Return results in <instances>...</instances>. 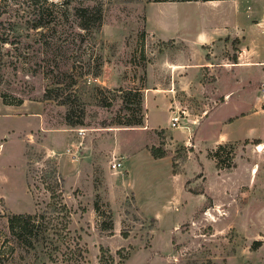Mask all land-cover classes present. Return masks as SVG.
I'll return each instance as SVG.
<instances>
[{
  "label": "rangeland",
  "instance_id": "obj_1",
  "mask_svg": "<svg viewBox=\"0 0 264 264\" xmlns=\"http://www.w3.org/2000/svg\"><path fill=\"white\" fill-rule=\"evenodd\" d=\"M36 5L48 24L35 30L34 2L0 0V264H264V0ZM76 6L100 25L80 29ZM177 57L205 63L204 87L177 95L180 127L148 143L178 179L160 170L151 182L135 168L129 179L110 167L122 158L112 147L144 142L124 128L146 125L147 67L162 79L158 63ZM136 88L140 112L121 96ZM66 93L82 124L67 122ZM132 114L141 124L118 123ZM19 213L47 226L36 250L9 232Z\"/></svg>",
  "mask_w": 264,
  "mask_h": 264
},
{
  "label": "crops",
  "instance_id": "obj_2",
  "mask_svg": "<svg viewBox=\"0 0 264 264\" xmlns=\"http://www.w3.org/2000/svg\"><path fill=\"white\" fill-rule=\"evenodd\" d=\"M164 59V58H163ZM161 63H158L157 70L161 71V75H164V78H160L154 76V66L149 64L147 67V82L148 85L145 89V108L147 109V119L145 127H139L135 129V127H126L125 131L130 130H140L145 140L141 142L139 146H135V148L131 147L129 149H124L121 146H113L114 154L122 157V169L121 171L126 172V176H129V179L132 178L133 173H130L132 169H138L147 172V179L151 182H154L156 179H159V176L156 175L160 170L167 172L171 179L177 180V176L174 178L173 173L171 171V164L166 159L167 156H163L161 158H153L149 151V143L148 141H152L154 144L156 142V135L154 134V130L161 127H166L169 123L170 117L176 112L175 110L182 109L181 106L177 104L176 96L185 95V94H200V90L203 85H201L200 79L197 78L196 69H200V67L196 65L205 64L202 61L199 62H190L188 63L185 60H181L180 58H176L175 61L163 60ZM198 63V64H197ZM264 64V61L262 62ZM169 65H172V69H169ZM193 69L194 75H189V70ZM156 70V71H157ZM169 73H173V79L169 78ZM166 75V78H165ZM193 84V87H192ZM223 94H227V87L225 88V92ZM151 98V101H150ZM170 107H174L175 110ZM171 109V110H170ZM156 111H161L164 113V120L162 122H157L154 113ZM187 112L184 111V114H180L182 119L185 118ZM221 142V140L219 139ZM261 144V143H260ZM146 164L149 165L148 169L146 168ZM163 167V168H162ZM183 192H186L183 187H181ZM174 203H179L177 198L173 199Z\"/></svg>",
  "mask_w": 264,
  "mask_h": 264
},
{
  "label": "trees",
  "instance_id": "obj_3",
  "mask_svg": "<svg viewBox=\"0 0 264 264\" xmlns=\"http://www.w3.org/2000/svg\"><path fill=\"white\" fill-rule=\"evenodd\" d=\"M26 2L35 3V14L30 21V28L32 29H38L43 28L46 26V15L42 11H40L39 7L36 5V1L38 0H24ZM31 1V2H30ZM147 1H153V2H187L192 0H147ZM207 1V0H202ZM74 15L76 17V25L82 29V30H88L92 27V25L95 24V20H97V11L90 9L89 6H76L74 7ZM20 21L23 22V17L20 15ZM98 26L101 22V15H98ZM2 42H7V37H1ZM122 90V89H120ZM126 94H133L135 98L136 108L141 111L142 107V93L139 88L134 89V91H129L127 93H122V98L126 96ZM50 96V95H48ZM68 93L65 94V97L63 99H60L62 101V104L67 105L66 110V120L71 125L76 124H82L83 120L79 119L78 121H72L71 115H70V106L67 102ZM51 98V97H49ZM128 98V97H127ZM126 100V99H125ZM76 122V123H75ZM142 119L141 117H135V114H132L130 117H128L124 121H119V124H122V126H132V125H139L141 124ZM259 145V144H258ZM218 151H215L213 156L222 158L220 153L223 151L224 146L220 145L218 147ZM149 151L153 158H161L165 155V151L158 146H150ZM223 160V159H222ZM218 164V163H217ZM96 209H98L97 205L95 206ZM38 213L30 214V213H19V214H12L8 217V228L9 232L12 235L14 241L21 246L27 247L28 249H35L37 248V245H40L41 242H43L46 238L45 232L47 230V226H43L42 223H38L36 220Z\"/></svg>",
  "mask_w": 264,
  "mask_h": 264
},
{
  "label": "built area",
  "instance_id": "obj_4",
  "mask_svg": "<svg viewBox=\"0 0 264 264\" xmlns=\"http://www.w3.org/2000/svg\"><path fill=\"white\" fill-rule=\"evenodd\" d=\"M184 114V111H176L171 117H170V122L169 125L171 128H179L180 127V121H181V115L180 114ZM110 167L113 170H118L121 169L122 167V162H121V158H113L110 161Z\"/></svg>",
  "mask_w": 264,
  "mask_h": 264
}]
</instances>
